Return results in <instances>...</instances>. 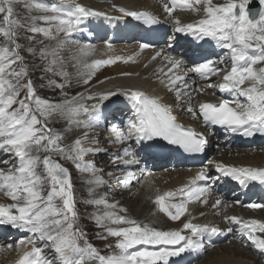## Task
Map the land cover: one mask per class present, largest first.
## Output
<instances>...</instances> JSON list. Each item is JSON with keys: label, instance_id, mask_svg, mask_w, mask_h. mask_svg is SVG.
<instances>
[{"label": "snow or ice", "instance_id": "obj_1", "mask_svg": "<svg viewBox=\"0 0 264 264\" xmlns=\"http://www.w3.org/2000/svg\"><path fill=\"white\" fill-rule=\"evenodd\" d=\"M19 2L20 0H0V36L5 41L0 45V152L8 157L0 160V164L8 166L7 171L0 168V192L13 201L0 203V224L33 233L31 238L18 242L25 249L27 245L32 247L23 251L16 264H168L170 257L203 248L204 233L216 234L221 231L219 228L188 221L183 223L181 229L161 230L119 214L115 211L116 203H109L106 194L91 199L88 203L97 207L95 222L105 232L101 239H107L108 236L117 238L115 248L118 251L104 255L88 241L87 233L78 224L79 212L70 169L56 157L71 161L77 170L93 177L94 179L88 181L90 185L100 186L105 183L103 177L97 176L99 170L95 162L86 159L90 154L107 152L106 148L99 146L95 138L86 144L90 130L99 126L100 110L104 101L117 94L124 95L133 109L125 128L113 126V140L110 142L122 145L120 153L115 157L120 162L118 168H130L139 163L134 159L135 152L131 147L124 145L125 141L139 144L146 140L162 139L186 152L200 153L206 149L208 138L194 128L180 124L173 114L172 105L139 89L106 90L86 97L81 96V100L96 101L91 105L75 100L54 103L39 96L29 70L23 63L24 57L19 52L21 46L18 43L17 29L23 26L15 13V5ZM249 3L250 0H225L224 3L216 4L213 0H169L163 5L169 18L173 19L176 33L191 34L200 40L210 38L218 47L227 50L226 57L204 59L189 71L201 79H210L223 72L222 82L217 85L209 83L207 87L215 86L221 92L233 93L232 100L203 102L194 111L191 107L196 93L194 82H188L186 73L175 74L174 77L171 75L179 73L184 60L167 55L163 48L152 57L155 60L164 55L169 64L165 75L169 88L175 89L176 98L187 95V110L194 115L198 112L205 126L219 125L232 133L246 136L255 132L264 133V0H259L261 7L255 15L248 7ZM177 7L195 13L202 11L203 17L184 24L179 17L173 16ZM25 8L51 13L32 17L28 21L27 31L33 34L29 39H35L36 34H42L45 38L56 41L55 47L42 48L40 55L47 61L45 71L64 77L67 73L63 72L59 50L73 33L81 30L88 17H131L149 25L159 22L150 12L134 11L126 7L118 8L121 17H107L105 13L94 11L76 0H58L51 5L39 0H32L31 3L26 0ZM40 43L43 44L44 41ZM149 47L152 45L140 44L141 50ZM107 48H112L111 42L107 43ZM81 51L88 55L94 49L91 45H86ZM49 56L52 58L49 59ZM132 59L133 56L93 59L84 65L87 71L81 74L83 83L88 85L102 66ZM226 62L231 64L230 69L224 67ZM48 83L53 87H64V84L54 80H49ZM240 97L244 100L241 101ZM57 114L89 131H85L72 144L63 143V136L48 127L50 117ZM209 163H214L217 171L235 179L241 185L252 181L264 184V167H238L211 161ZM109 175L122 187H128L135 179L132 171ZM209 179L206 167L202 168L191 185L179 189L178 192L169 191L157 195L155 203L172 221H178L188 211L187 205L190 201L208 203L210 188L206 183L203 186L198 185ZM89 191L94 192V188L90 187ZM178 195V203H166ZM221 204V199L217 198L212 207L217 208ZM101 206L106 209L102 213L99 212ZM246 206L250 209H264V204L255 202ZM225 220L239 225L247 242L264 252V221L242 219L239 216H225ZM184 230L188 231V235L182 234ZM228 231L231 232L232 228ZM37 241H41L42 245L37 246ZM8 247L11 248V245ZM46 248L54 253L51 259L44 252Z\"/></svg>", "mask_w": 264, "mask_h": 264}, {"label": "bare ground", "instance_id": "obj_2", "mask_svg": "<svg viewBox=\"0 0 264 264\" xmlns=\"http://www.w3.org/2000/svg\"><path fill=\"white\" fill-rule=\"evenodd\" d=\"M58 1V0H57ZM78 3H82L85 6H88L94 11L103 12L106 14L107 17H110L112 15L114 16H122V14L118 11L119 7H126L130 10H138V9H150L155 14H157L160 18H166L168 17L167 12L165 11L163 5L169 0H76ZM202 7V6H201ZM175 15L174 17H179L182 23L187 24L191 22L198 21L203 17V12L195 13L191 10L182 9L180 7H177L175 12L173 13ZM105 18V16H100ZM169 23L171 25L174 24L173 19H168ZM189 35V34H187ZM92 36V35H90ZM61 38H63V34H61ZM83 40V39H82ZM135 42V40H133ZM99 43V45H93L92 43ZM123 43L118 44L115 47H113L111 50L112 52L109 54H106L107 52V46L104 41H101L97 37H94L93 42L88 41H72V44L74 45L71 50L69 51L72 58L71 60L68 59V61H65V57L63 56L66 53V50L68 46L62 45L58 55L62 57V68L63 72L65 69H68V67L72 66L73 69L72 74H69L70 77H64L62 75L54 74L57 78H64L65 81L74 83L81 81L83 83V77L82 73H85L87 69L84 67L86 63H90L93 59L96 58H108L110 56H130L131 53H135L136 55L133 56V59L128 62L124 61H117L114 64H111L110 67L104 68L102 71H104L103 74L100 72H97L94 76L95 82L100 83H89L88 85L83 84L82 89L77 92V94H74L73 100L79 101L81 103H87L89 105L96 103L95 100H81V96L86 97L89 94L93 93H102L106 90H113L117 91L119 89H139L144 90L153 93L154 95L162 98L167 104L172 105L173 112L176 114V116L183 122H187V120H192L193 122H196L195 115L192 112H189L187 110V95L182 96L180 98H176L175 96V89H170L167 83V80L165 79V75L167 74L169 64L164 59V55L156 58L155 60L152 59V57L155 55V51H152L154 49H143L141 50L140 47L135 43ZM86 45H91L94 49V53L97 55H84L81 51L82 48ZM53 46H56V41L54 40ZM196 48V47H194ZM170 53V52H168ZM188 49H183L182 53H178L177 56H173L171 53L169 56L182 59L186 58L188 56ZM50 58H52L50 56ZM75 65V66H74ZM260 65H257L259 67ZM59 67V66H58ZM71 68V67H70ZM163 69V71H161ZM124 73H130L131 75H124ZM183 70L180 68L179 73H173L171 75L175 74H181L183 75ZM190 82V81H188ZM78 83V84H79ZM247 85V84H246ZM80 85H77V87ZM196 88V87H195ZM74 93V92H73ZM47 94V93H46ZM207 92L203 90H197L194 97L192 98V102L200 101L201 99H210L209 95H205ZM120 94H117L119 96ZM227 95H232L231 93H228ZM116 96V95H115ZM124 97V96H122ZM72 101V100H70ZM120 103V100L116 101V105ZM191 107L193 109V105L191 103ZM112 109V108H110ZM108 109L106 108V111ZM133 110V109H132ZM132 110L130 113L128 112V116L126 117V121L129 118V116L132 115ZM194 110V109H193ZM103 107L101 106L100 110V119L101 114L103 117L108 116L109 114H114L116 112L115 107L110 111L106 112ZM63 120L68 121V119L64 116H61ZM99 119V121H100ZM112 119L111 121H113ZM119 120V119H118ZM121 121V120H119ZM69 122V121H68ZM102 122H105V119H102ZM70 123V122H69ZM113 126H119L120 128H123L120 124H115V122H112L110 126H106L103 131L106 132H95L94 129L90 130V134L88 137V142L95 138L98 140L99 144L101 143V147L116 146V148H119L121 151V143L118 142H110L113 140ZM72 129V143L75 139L81 137L85 131H89L87 129H84L82 126H77L74 123H70L69 126ZM224 141H229L234 143L233 140L242 141L243 136L242 133H232L230 137H223ZM108 141H105L107 140ZM141 147H145V141H142L139 143ZM230 144V145H231ZM112 145V146H113ZM124 145H129L131 147V141H125ZM260 145H257V143L254 146L248 147L246 149H232L229 151H220L222 152L220 155H216L213 159H211L212 162L215 163H224L227 165H239V166H251V167H264V149L259 148ZM262 150V151H260ZM86 159H90L95 161L94 155H89L86 157ZM135 159V157H134ZM120 163V162H119ZM135 164L131 166L130 168H123L122 166L117 169L116 173L114 175H121L122 173H126L127 171H132L135 173V179L128 185V187H122L120 184L117 183V180L114 179L113 181H110L109 178L104 177L103 174L100 173V171L97 172V176L103 177V180L105 183H103L100 186L90 185L87 184V187H93L94 192H92V199L100 198L104 196L106 193V188L109 185H117V188L119 189V193L114 196V198H108L109 203H116L117 207L115 211H117L119 214L127 215L130 219H135L138 222L142 223H148L151 226L158 227V225H167V229L172 227L173 229L178 228L180 224L178 223H171L169 222L163 215H160L157 213V208L155 209L154 206V199L157 195H163L165 192L169 191H179V189L191 185V181H189L188 177V171L185 169L183 170H173L171 169H164L159 168L157 166H152V168L148 171L145 170L146 166L145 164L142 165L141 169H139V165ZM163 166V164H161ZM85 181H89L91 179H94L89 174L85 173L83 175ZM72 182H73V175H72ZM114 182V183H113ZM217 186V185H216ZM213 195H211L210 198H208V203L203 204L200 201L192 200L188 203V211L181 217V219H186L188 221H194L196 224L205 225L208 224L211 220H215L220 222L221 219L219 216L223 214L228 205L225 206V198H221L220 195H217V198L221 199L222 204L221 206L217 208H213L212 205L215 202L216 194H218L217 191L214 189H210ZM6 197L7 196H3ZM179 197V198H177ZM174 199H169L168 201H171V203H178L180 196L178 195ZM10 199V198H8ZM203 199V197L201 198ZM2 200H4L2 198ZM166 201V203H168ZM13 202V201H12ZM2 203V202H0ZM97 208V207H96ZM126 209L127 211L124 212L122 210ZM106 209H104L102 206L100 207L99 211L100 213L104 212ZM172 211H175L172 209ZM243 212H245L243 210ZM155 214V215H154ZM248 215L252 217L253 219L261 218L264 221V210L260 211H248ZM246 215V219H249V216ZM145 220V221H144ZM159 228V227H158ZM180 228V227H179ZM166 229V228H165ZM171 230V229H170ZM259 234V233H258ZM7 238H5L3 241L0 240V250L2 249L3 245L7 243ZM31 245H27L26 249L25 246H20L19 244L13 249L16 251L15 253H11L9 256V260L4 264H16L20 256L23 254L24 250H30ZM208 248V247H207ZM210 255V258L208 257L206 260L198 261L195 264H260L262 262V259H259L257 255L252 252L249 249V246H245L244 244L237 243L235 241H231L230 244L225 245H215ZM4 250V249H2ZM10 250V249H8ZM12 250V249H11ZM46 251V250H45ZM6 254H8V251H5ZM48 255L52 256L53 253L50 249L47 250Z\"/></svg>", "mask_w": 264, "mask_h": 264}, {"label": "rangeland", "instance_id": "obj_3", "mask_svg": "<svg viewBox=\"0 0 264 264\" xmlns=\"http://www.w3.org/2000/svg\"><path fill=\"white\" fill-rule=\"evenodd\" d=\"M25 2L26 0H20L19 3L15 5V13L16 16L19 18L21 21V24L23 25L22 27L17 29L19 39L18 43L20 44V55L24 57V65L28 68L29 70V75L31 79L34 82V85L37 90V94L41 96L42 98H46L54 103H63L64 101H70L73 100L74 94H77L79 90H81L83 87L81 86L83 83L75 82H67L65 81L64 78H57L52 72H47L45 71V68L48 66L47 61L41 58L40 51L42 48L45 46H48L49 48H53V42L54 40H49L45 38L42 34H36L35 39H29V37L33 36V34L29 31H27V26H28V21L32 17H38V16H43V15H50V12H43L39 9L35 8H25ZM28 3H31L32 0H27ZM39 2L45 3L47 5H51L52 3H57V0H39ZM2 19V17H0ZM44 26V25H42ZM177 34V33H176ZM83 39V40H82ZM44 41L43 44L40 43V41ZM81 41L84 43L86 40L82 37L81 34L79 35H71L68 38V42L65 43V46H68L66 53L63 55L65 57V61H68L66 57H68L71 60V56L69 51L71 48L74 46L72 44V41ZM134 41H131L130 43H133ZM5 43L4 38L0 36V45H3ZM93 45H99V43H92ZM170 52L173 56H177L173 54L171 51ZM84 54V53H82ZM85 55V54H84ZM88 55H97L92 51ZM49 59L50 56H49ZM63 60V59H62ZM75 66V65H74ZM71 67V68H70ZM68 69H65L64 72L67 73V78L70 77L69 74H72L73 67L70 66ZM58 68V66H57ZM104 71H101V74H103ZM74 74V73H73ZM49 80H54L58 83L64 84V87L61 89L59 87H53L48 83ZM79 83V84H78ZM77 85H80L77 87ZM74 92V93H73ZM47 93V94H46ZM21 95H25V93H21ZM120 96V95H119ZM116 96L111 97L109 100L104 101L102 104L103 109L106 111V108L108 109L107 111H111L115 105L116 101L118 100ZM112 108V109H110ZM106 111V112H107ZM129 112V111H128ZM121 112H115L114 114H109L108 116L103 117L105 119V122L99 121V126L94 128V131L97 132H106L103 131L106 126H110L113 121L112 119H115L118 117V114ZM116 114V115H115ZM121 120V119H120ZM115 122V121H114ZM70 123L66 120H63L61 118V115H53L50 117L49 122H48V127L52 128L54 131L60 133L63 136V143L65 144H72V129L69 127ZM105 141H108L105 140ZM112 144L113 143H109ZM105 146L101 147V143L99 146L101 148H106L107 152H102L100 154L94 155L95 158V165L97 169L100 171L101 174H103L104 177L109 178L110 181H113V176H110L109 173L115 174L118 167L117 165L119 164V161L115 159L116 155L120 153L119 148H116L115 145L113 146ZM262 151V150H260ZM2 154V152H0ZM41 155H45V153H41ZM212 155H217V152L213 153ZM214 156V157H215ZM8 157L6 156L4 159H7ZM57 159L61 160L62 163L68 165L71 168L72 174H73V185H74V191H75V197L77 200V208L79 212V219H78V224L79 226L87 233V239L88 241L93 244L100 252L101 254L108 255L113 252H116V248L113 246L114 241L111 239L110 236H108L107 239H101V236L105 234L104 229L100 228L97 226L95 222V216L97 214V208L95 205L88 203L89 200L92 199V195L89 191V188L87 187L88 182L85 181L83 175L85 173L77 170L73 163L71 161L67 160H62L59 157H56ZM141 164V163H140ZM143 165V164H142ZM141 165V166H142ZM139 166V165H138ZM0 168H3L5 171L8 170V166L4 164H0ZM141 168V167H140ZM169 169V168H164ZM114 183V182H113ZM218 192V191H217ZM106 193L108 198H114L119 193V189L117 188V185H109L106 188ZM4 195L0 193V202H4V200H7L10 197H3ZM2 198L4 200H2ZM179 198V197H177ZM11 200V198H10ZM12 201V200H11ZM100 212V211H99ZM155 215V214H154ZM168 220V219H167ZM145 221V220H144ZM169 221V220H168ZM170 222V221H169ZM173 223V222H171ZM159 227V228H158ZM158 229L161 230H170V228L167 229V225H158ZM166 228V229H165ZM5 238H0L1 241H3ZM13 241L7 240V243H5L2 247L4 250H0V264H4L5 261L7 262L9 260V256L11 253H15L13 249L19 244H15L14 246H11L9 248V245H13ZM229 243V242H227ZM227 243H224L222 245H225ZM111 245L112 247H109ZM217 245V244H215ZM214 245V246H215ZM213 246V248H214ZM10 249V250H8ZM12 249V250H11ZM213 249H208L207 254L205 255L204 258L201 260L204 261L208 257L210 258L211 252ZM5 251H8L9 253L6 254ZM188 257V255L184 256V260ZM184 260L181 261V263H184ZM197 263V262H196ZM260 264H264L261 262Z\"/></svg>", "mask_w": 264, "mask_h": 264}, {"label": "water", "instance_id": "obj_4", "mask_svg": "<svg viewBox=\"0 0 264 264\" xmlns=\"http://www.w3.org/2000/svg\"><path fill=\"white\" fill-rule=\"evenodd\" d=\"M254 8H255L256 11H258V9H259V6H258V4H257L256 2L254 3ZM59 162L61 163L60 160H59ZM65 166H66V165H65ZM66 167H67V166H66Z\"/></svg>", "mask_w": 264, "mask_h": 264}]
</instances>
